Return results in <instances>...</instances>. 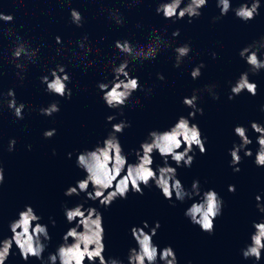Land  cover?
<instances>
[{
    "label": "water",
    "instance_id": "1",
    "mask_svg": "<svg viewBox=\"0 0 264 264\" xmlns=\"http://www.w3.org/2000/svg\"><path fill=\"white\" fill-rule=\"evenodd\" d=\"M260 4L259 14L253 20L244 22L233 13L171 43L167 49L162 48L155 60L129 66L130 75L139 77L141 87L122 109L123 115L119 114L121 110L106 106L96 86L61 107L58 113L46 116L0 141V165L4 168L5 177L0 185V239L11 237L9 223L18 218L25 205L32 206L42 217L40 223L47 225L51 236V240L46 242L43 262L35 258L23 260L13 244L5 264H47L49 254L56 252L63 242V235L75 226L67 222L64 207L71 208L81 203L85 208L96 207L103 214V242L106 246L103 255L106 259L114 258L128 264L129 250L138 247L131 236V228L142 227V222L147 221L149 228L145 231L150 232L159 221L161 226L153 242L161 250L171 246L178 264H264V252L261 260L256 262L244 259L241 251L251 242L253 221L264 219L255 199L259 195L260 202L264 204V167H257L254 162L259 145L256 142L258 134L251 129L252 122L264 125V111H261L264 107V69L253 74L239 56L244 47L264 38V0ZM185 43L191 46L192 51L176 68L173 66L174 49ZM213 52L216 53L215 59ZM260 58L264 59V49ZM201 63L205 67L201 69V76L194 80L190 73ZM246 71L250 82L258 86L257 94L252 96L245 90L229 100L231 86ZM158 73L165 77L163 81L157 79ZM209 85L215 86L218 100L203 91ZM196 89L201 90L197 106L203 109V115L197 113L192 119L189 117L192 109L182 101L184 97H191ZM109 115L116 116L111 123L106 120ZM180 116L198 125L206 138V154L201 155L199 149H195L192 166L178 167L177 178L186 190L191 189L193 180H199L201 194L213 189L222 197V215L214 221L213 234L202 231L184 215L193 199L199 200V197L180 202L173 196L169 201L154 183L151 187L141 185L143 195L129 192L127 199H117L107 208L98 200H86V193L71 197L64 195L69 186H75L86 175L76 165L77 155L85 149H93L98 143L102 144L113 123L125 120L131 124L117 135L128 162L134 163L136 156L133 150L140 148L148 133L169 129ZM237 125L248 129L247 135L252 140L248 148L253 153L247 157L244 151L240 152L239 172L230 166V149L240 143L234 133ZM53 128L56 134L46 139L43 133ZM12 139L16 145L9 152L8 144ZM68 153H72L71 159ZM153 159L154 170L157 165L163 166L158 153L153 154ZM169 165L177 167L170 157ZM229 185L235 186V192L228 191ZM89 191H92L91 186ZM51 220L56 221L55 226ZM157 264L162 262L158 260Z\"/></svg>",
    "mask_w": 264,
    "mask_h": 264
},
{
    "label": "clouds",
    "instance_id": "2",
    "mask_svg": "<svg viewBox=\"0 0 264 264\" xmlns=\"http://www.w3.org/2000/svg\"><path fill=\"white\" fill-rule=\"evenodd\" d=\"M71 2V0H65ZM133 3H140L142 0H132ZM208 0H160L156 7V13L162 14L164 19L176 20L188 17L191 23L194 18L201 16V8L205 7ZM183 5V6H182ZM216 5L220 9V16L215 17L219 20L221 17L234 11L237 18L244 22L253 20L259 14L261 6L260 0H244L235 9L232 8L231 0H216ZM110 18L117 24L123 25L124 20L117 11L107 10ZM71 22L77 27L83 26V16L73 8L70 10ZM14 16L5 14L0 11V22L11 24ZM140 27V25H137ZM14 35L11 29H5L0 26V37L11 38ZM180 35L179 29L172 32L173 37ZM148 42L145 44H134L129 40H116L115 49L119 51L124 58L116 65V58L113 57L112 74L113 78L107 82H99L97 87L102 93V100L109 109H119L120 115H123L122 109L127 106L134 92L140 90L139 77H133L129 72V65L133 62L143 63L144 61L155 60L160 54L162 48L171 47L169 40L157 30L153 29L148 34ZM55 41L59 45H63L61 37H55ZM78 49L83 52L81 60L87 61L88 56L93 49L88 45V36L85 35L81 40L76 41ZM264 49V38L260 41H254L252 44L244 47L239 56L249 65L253 74L264 69V59L260 58L261 50ZM11 61L16 62V75L20 80L24 79L23 73L29 65L35 64L39 59L40 47H32L22 37L16 35L14 46L9 50ZM57 54H62L66 49L58 48ZM67 51H71L67 49ZM99 52V48L95 49ZM175 63L174 67L179 68L192 49L187 43L174 49ZM78 53L71 51V56L76 57ZM216 58V53H212ZM79 63V61H77ZM94 61H89L86 67H91ZM76 66V65H74ZM205 67L203 63L194 67L190 73L192 79H198L201 76V69ZM51 77V78H50ZM41 83L46 85L45 91L49 94L59 96L61 98L71 99L72 90L68 87L71 77L66 72V67L57 64L54 69H49V75L41 78ZM157 79L163 81L165 77L158 73ZM215 86H206L203 91L211 95L214 100L219 99V95L215 92ZM258 86L256 83L250 82L249 73L243 72L238 80L231 86V94L228 99L231 100L243 91H247L250 95L257 94ZM151 91L150 89L148 90ZM201 90H193L191 97H184L183 104L192 109L189 117L195 118L197 113L203 115V109L197 106L199 99L198 93ZM7 98V99H6ZM7 102V107L13 111L16 119H24L25 104L19 103L15 99V91L9 89L6 97L0 92V105ZM40 114L44 116H52L60 111L59 103L54 101L47 107L39 109ZM264 111V107L261 108ZM116 119L115 115H109L106 120L111 123ZM131 127V124L125 120L112 124V130L101 143H98L93 149H85L77 155L76 165L85 172V177L76 182L75 186H69L64 195L79 196L86 193V200L99 201V204L105 208L110 207L117 199H127L128 193L143 195V187H151L154 183L166 200H175L184 202L186 198L193 199L199 197V200L193 199L191 205L185 210L184 215L193 225H197L200 229L208 234L215 231L214 221L222 215L224 201L222 197L213 189H208L201 194L199 180H193L191 189L186 190L182 182L177 178V168H190L194 162V150L199 149L201 155L206 154L205 142L206 138L197 124L191 123L189 118L180 116L177 122L167 130H152L148 133L147 139L141 142L138 150H133L136 156V162L129 163L127 155L119 141L117 134H122L125 128ZM251 129L258 134L257 144L258 150L255 154V164L257 167H264V125L257 122L251 123ZM248 129L244 126L237 125L234 133L239 137L240 143L234 144L230 149V166L233 171L239 172L242 157L240 152L244 151V156L251 157L252 151L248 145L252 144V140L247 135ZM56 134V129L46 130L43 135L46 139H51ZM16 145L15 139L9 141L8 151L14 150ZM183 146V150L180 149ZM158 153L163 159V166L157 165L154 170L153 154ZM55 154V153H53ZM72 153H68L71 159ZM169 157L175 162L177 167L169 165ZM4 168L0 165V185L4 182ZM91 186L92 191H89ZM235 186L229 185L228 191L235 192ZM256 207L260 213H264V204L261 197L256 196ZM64 215L69 224L74 227L69 228L63 235V242L58 246L55 253H50L47 264H122L121 261L109 258L106 259L105 252L103 214L96 207H84V204H77L74 207H64ZM42 217L37 215L30 205H25L24 209L18 213V218L9 223L12 233L10 238L0 239V264H5L11 255L13 244L18 248L20 256L23 260L28 261L29 258H35L43 262V253L47 248V241L51 240L47 225L40 223ZM53 226L56 221L51 220ZM142 227L133 226L131 228V236L135 240L138 247L131 248L128 255V264H157L159 260L162 264H178L176 254L171 246H165L162 250L153 242V237L160 228L159 221H156L150 232L145 229L149 228L147 221L142 222ZM252 227L254 232L250 236V244L243 248L242 255L244 259H254L259 262L264 252V219L260 222L253 221ZM71 241V242H70Z\"/></svg>",
    "mask_w": 264,
    "mask_h": 264
}]
</instances>
